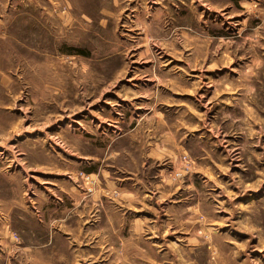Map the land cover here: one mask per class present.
<instances>
[{
	"label": "rangeland",
	"instance_id": "374dc122",
	"mask_svg": "<svg viewBox=\"0 0 264 264\" xmlns=\"http://www.w3.org/2000/svg\"><path fill=\"white\" fill-rule=\"evenodd\" d=\"M2 205L0 264H264V0H0Z\"/></svg>",
	"mask_w": 264,
	"mask_h": 264
},
{
	"label": "crops",
	"instance_id": "0c3cea01",
	"mask_svg": "<svg viewBox=\"0 0 264 264\" xmlns=\"http://www.w3.org/2000/svg\"><path fill=\"white\" fill-rule=\"evenodd\" d=\"M155 187H156V190H155L154 194H156V196L160 200L165 201L164 204L167 205L166 209L171 208L172 206H176L175 204H179L180 200L176 199L177 197L174 198L175 200H170V199H172L171 196L169 197V189L171 187H169V186L165 187L163 184H157V185H155ZM67 189H69V191L68 190L63 191V193L65 194V196H63V198L65 200H63V198H61V200H59L56 203V204H60V206L58 208H56L57 212L54 211L55 208L53 207V215L57 214L55 218L56 219L59 218L65 222H69V220L77 221L79 219H82L81 217H78L77 215L73 214L72 210L73 209H81L82 216H84V210H85V212L87 213L86 215H88L89 209H90L89 208V201L86 200V198H84L83 196H81L80 192L78 190H76V188L74 186L68 187ZM112 189H114V191H116L118 193V195L115 198L113 197V200H110V201H113V203L110 202L109 205L107 204V201H109V200L103 199L102 195H97L95 193L96 195L94 194L92 196V202L93 203H97V201H99V203H102V205H105L107 207L106 210L104 211V216H105V212L107 210H109V211H113L114 215H116L119 218H124V217L126 218L129 215H131L132 218H137V215H141V213H142V212H140L142 210V207L144 205H146V207H147L148 202L151 201V200H149V201L146 200L147 194L145 193V191H144L145 189L143 187L142 188H139V187L138 188H133V187L127 188L126 186L114 184ZM140 189H142L143 191H141ZM188 189L191 190L189 187H188ZM71 191H72V193L76 192L77 195L79 193V197L76 196V198L73 197L74 198L73 199L71 197V195L69 194V192L71 193ZM139 203H141V205H139ZM19 205H20L19 208L21 211H19V214L18 213L14 214L17 221L22 219L23 214H24L23 205L21 203ZM165 205H163L162 208H165ZM1 207H2L1 211L3 210V211H5V213L2 214V218H0V219L2 221H7L6 215L10 216V218H11V214L14 212L12 211V209L8 205L5 207H3V205H2ZM6 207H8V208H6ZM186 209H187V213L184 217L190 218V216H191L190 211L192 209L190 206L187 207ZM95 211H98V210H95ZM144 211H145V213L142 214L143 217L145 218L144 221H146L148 223V220L150 219L151 223H153L155 221L154 219L156 218V216H154L153 213L151 212L152 209H151V211H148V210H144ZM92 216H94V217L89 218L90 217L89 216L86 218V223L88 225L87 228L90 227L91 221H92V223H94L96 213L94 212V214ZM159 217H161L160 214H159ZM197 222H198V220H197ZM133 223H135V221ZM195 223H196V221L194 220L193 224H195ZM4 228H6V227H4ZM2 232L6 233L7 231L4 230ZM55 233L59 234L60 237L64 236L66 239L68 238L59 229H56ZM184 235H185L184 239L186 241H188L187 245H188L189 252L195 251L196 248L200 245V243H199L200 240L197 241L195 234H189V235L184 234ZM119 240H120V238H119ZM196 241H197V243H196ZM92 247L93 246H91L89 244H84L82 252H86L88 254L90 251H92V249H91ZM67 249L70 251L69 254H71L73 257H76L78 255V251H76L75 247L73 249H70V248H67ZM121 249L124 250L123 248H121ZM104 259L105 258L103 257V259H101L98 263H94L95 261H92L91 263L92 264H103L105 262Z\"/></svg>",
	"mask_w": 264,
	"mask_h": 264
}]
</instances>
